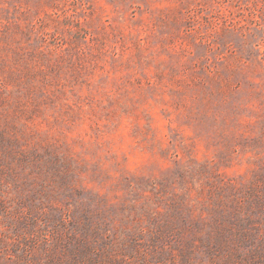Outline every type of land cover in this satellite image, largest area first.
Returning <instances> with one entry per match:
<instances>
[{
    "label": "rangeland",
    "instance_id": "1",
    "mask_svg": "<svg viewBox=\"0 0 264 264\" xmlns=\"http://www.w3.org/2000/svg\"><path fill=\"white\" fill-rule=\"evenodd\" d=\"M0 264H264V0H0Z\"/></svg>",
    "mask_w": 264,
    "mask_h": 264
}]
</instances>
